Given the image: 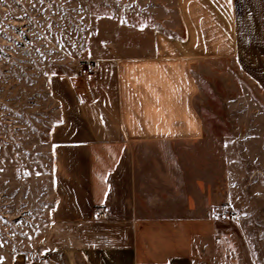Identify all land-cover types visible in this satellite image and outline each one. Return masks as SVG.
I'll list each match as a JSON object with an SVG mask.
<instances>
[{
  "label": "crops",
  "instance_id": "1",
  "mask_svg": "<svg viewBox=\"0 0 264 264\" xmlns=\"http://www.w3.org/2000/svg\"><path fill=\"white\" fill-rule=\"evenodd\" d=\"M175 12L178 25L142 53L87 60L95 75L51 76L61 119L50 134V219L10 264H243L223 250L238 229L223 208L172 204L167 145L205 134L195 104L202 63L233 62L264 91V0H175ZM255 236L248 264H264ZM213 244L222 261L208 256Z\"/></svg>",
  "mask_w": 264,
  "mask_h": 264
},
{
  "label": "rangeland",
  "instance_id": "2",
  "mask_svg": "<svg viewBox=\"0 0 264 264\" xmlns=\"http://www.w3.org/2000/svg\"><path fill=\"white\" fill-rule=\"evenodd\" d=\"M173 25L175 0H0V264L49 223L50 134L61 119L51 76L140 54ZM195 78L205 134L167 145L172 204L237 215V239L223 250L248 264V236L264 239V91L233 62L202 63ZM219 245L208 256L222 261Z\"/></svg>",
  "mask_w": 264,
  "mask_h": 264
},
{
  "label": "built area",
  "instance_id": "3",
  "mask_svg": "<svg viewBox=\"0 0 264 264\" xmlns=\"http://www.w3.org/2000/svg\"><path fill=\"white\" fill-rule=\"evenodd\" d=\"M79 73H80L81 76H87V75H95V74H97L95 64L92 63V62H87L85 64V66L79 70ZM97 214L99 216H102L103 215L102 210H97ZM225 214L228 215V214H230V212H226ZM230 217L232 218V220H234V221L237 220L238 221L237 215H234L233 214ZM37 256H38V253L35 252L34 257L32 258V260L35 261V259H36Z\"/></svg>",
  "mask_w": 264,
  "mask_h": 264
},
{
  "label": "snow or ice",
  "instance_id": "4",
  "mask_svg": "<svg viewBox=\"0 0 264 264\" xmlns=\"http://www.w3.org/2000/svg\"><path fill=\"white\" fill-rule=\"evenodd\" d=\"M231 2V0H229V3Z\"/></svg>",
  "mask_w": 264,
  "mask_h": 264
}]
</instances>
